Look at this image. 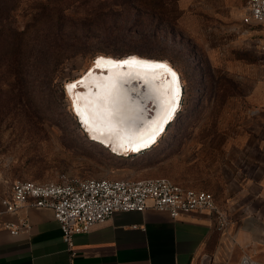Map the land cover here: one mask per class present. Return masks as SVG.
Returning <instances> with one entry per match:
<instances>
[{"label":"rangeland","instance_id":"1","mask_svg":"<svg viewBox=\"0 0 264 264\" xmlns=\"http://www.w3.org/2000/svg\"><path fill=\"white\" fill-rule=\"evenodd\" d=\"M248 0H5L31 47L18 74L0 79V170L13 180L164 176L203 182V119L238 115L239 99L264 67V28L244 22ZM92 29L93 35L87 30ZM62 31V32H60ZM59 33V35H58ZM92 36H94L92 38ZM67 58L58 71L53 59ZM98 54L164 58L179 73L182 103L147 150L116 154L90 139L73 113L67 84ZM37 58V59H38ZM246 95V94H245ZM84 129H83V128ZM214 127V126H213ZM86 132H85V131Z\"/></svg>","mask_w":264,"mask_h":264},{"label":"crops","instance_id":"2","mask_svg":"<svg viewBox=\"0 0 264 264\" xmlns=\"http://www.w3.org/2000/svg\"><path fill=\"white\" fill-rule=\"evenodd\" d=\"M254 74L237 117L216 119L214 127L203 119L198 188L212 194L227 215L224 229L209 210L173 218L148 207L115 211L75 234L69 246L51 208L4 210L2 198L14 180L0 170V264H264V67ZM22 217L28 231L14 234L4 226Z\"/></svg>","mask_w":264,"mask_h":264},{"label":"built area","instance_id":"3","mask_svg":"<svg viewBox=\"0 0 264 264\" xmlns=\"http://www.w3.org/2000/svg\"><path fill=\"white\" fill-rule=\"evenodd\" d=\"M247 24L264 28V0H248L243 17ZM264 50V41L261 43ZM6 212L14 213L25 205L49 207L60 224L63 239L72 246L77 233L110 218L115 211H144L148 207L168 212L173 218L209 210L217 215V228L228 223L212 194L185 187L168 177L107 178L72 177L59 182L16 179L10 192L2 198ZM14 234L28 231L26 218L6 221ZM239 264H250L243 259Z\"/></svg>","mask_w":264,"mask_h":264},{"label":"bare ground","instance_id":"4","mask_svg":"<svg viewBox=\"0 0 264 264\" xmlns=\"http://www.w3.org/2000/svg\"><path fill=\"white\" fill-rule=\"evenodd\" d=\"M95 58L96 61L81 76L67 84H75L74 88L67 87L72 93L73 113L93 141L116 154L129 155L151 148L165 133L169 122L175 119L180 107L183 94L179 73L165 59L136 54L124 57L98 54ZM131 58L137 62L147 61L148 66L108 63ZM161 64L166 67L157 66ZM168 69L174 71L176 77ZM133 79H141L145 83L144 92L131 83ZM149 99L157 105L151 117L145 115ZM173 106L175 111L169 118ZM145 144L146 147L143 146ZM136 148L139 150H134Z\"/></svg>","mask_w":264,"mask_h":264},{"label":"trees","instance_id":"5","mask_svg":"<svg viewBox=\"0 0 264 264\" xmlns=\"http://www.w3.org/2000/svg\"><path fill=\"white\" fill-rule=\"evenodd\" d=\"M4 2H5V0H0V3H4ZM10 17L11 16H10L9 10L8 11H0V79H1V77H3V75H5L7 73L18 74L20 72H23L24 70L27 69L28 66L33 64V62L35 63L36 61H38L39 60L38 57L41 54H44L45 50H49V49L54 48L53 47V41H50L51 43L49 45L41 46V45L36 44L32 48L31 42L27 38L28 28H25L22 30L17 28L15 25H13V23H12L13 20H11ZM60 32H62V31H60ZM87 33H89L88 36L94 34L92 29L87 30ZM58 35H59V33H58ZM93 37L94 36H92V38ZM27 47H30V49L32 48V52H34L33 62L28 63V64L26 62V56L28 53ZM54 50L57 51V55H56V57H54L53 62H52L53 70L58 71L61 68L60 67L61 64H63L64 59L67 57L64 55L65 54L64 52H61L60 49L59 50L54 49ZM117 56H124V55L119 54ZM158 59H164V58H158ZM182 94L184 96L183 90H182ZM182 100H183V97H181V101ZM179 110H178V112H179ZM174 121L169 122L167 129H168L169 125L171 123H173ZM78 122H79V120H78ZM167 129H166V131H167Z\"/></svg>","mask_w":264,"mask_h":264},{"label":"snow or ice","instance_id":"6","mask_svg":"<svg viewBox=\"0 0 264 264\" xmlns=\"http://www.w3.org/2000/svg\"><path fill=\"white\" fill-rule=\"evenodd\" d=\"M101 59H103V58H101ZM108 63H109V64H112V65H116V66H122V65H124V64H135V63H141V64H143V65H145V66H148V62H147V61H140V62H137V61L135 60V58H131L130 60H124V61H108ZM97 66H99V61H97ZM157 66H158V67H166V65H163V64H161V65H157ZM168 71L171 72V74H172L173 77H176V73H175L174 71H172L171 69H168ZM77 83H80V82H77ZM67 87H68L69 89L74 88V87H75V84H73V85H68ZM74 103H75V102H74ZM76 110H77V113L79 114V113H80L79 108H77ZM174 111H175V106H173L171 112H169V118L171 117V114H172V112H174ZM143 146L146 147L147 144H145V145H143ZM134 150L138 151L139 148H136V149H134Z\"/></svg>","mask_w":264,"mask_h":264},{"label":"water","instance_id":"7","mask_svg":"<svg viewBox=\"0 0 264 264\" xmlns=\"http://www.w3.org/2000/svg\"><path fill=\"white\" fill-rule=\"evenodd\" d=\"M126 55L129 56L131 54H126ZM126 55H124V56H126ZM124 56H114V57H124ZM95 57H97V56H95ZM95 57L93 58L92 63L96 61V58ZM131 83L135 87H139V89L141 90V92H144L145 91L146 86H145V83L141 81V79H133V81ZM145 109H146L145 115L147 117H151L155 113V111L157 109L156 102L153 99H149L146 102Z\"/></svg>","mask_w":264,"mask_h":264}]
</instances>
